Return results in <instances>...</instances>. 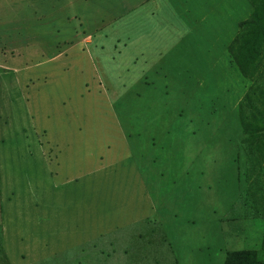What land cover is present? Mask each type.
<instances>
[{"label":"rangeland","instance_id":"1","mask_svg":"<svg viewBox=\"0 0 264 264\" xmlns=\"http://www.w3.org/2000/svg\"><path fill=\"white\" fill-rule=\"evenodd\" d=\"M253 10L0 0V264H264V159L240 124L259 83L230 53Z\"/></svg>","mask_w":264,"mask_h":264},{"label":"trees","instance_id":"2","mask_svg":"<svg viewBox=\"0 0 264 264\" xmlns=\"http://www.w3.org/2000/svg\"><path fill=\"white\" fill-rule=\"evenodd\" d=\"M254 10L251 17L242 23L241 31L235 41L231 43L230 53L235 60V64L241 71L242 75L254 78L259 83L258 86L251 91V94L245 96L240 103V111L242 119L240 124L244 133L248 136L245 144L253 145V152H258L264 159V65L262 60L264 56L255 46L258 44L260 48H264V0H251ZM252 101L260 104V110H252L249 103ZM248 109V113H246ZM245 114V115H244ZM249 141V142H248ZM255 159V157H253ZM258 159V158H257ZM152 230V228H151ZM119 232L110 233L108 236H101L95 240L94 245L108 242L112 244ZM151 234L145 242H142L139 253L142 258H146L153 246ZM165 237L162 235L159 246L165 244ZM141 250L145 253L141 254ZM260 252L248 250L229 251L226 254L223 264H261ZM6 264H10L7 260Z\"/></svg>","mask_w":264,"mask_h":264},{"label":"crops","instance_id":"3","mask_svg":"<svg viewBox=\"0 0 264 264\" xmlns=\"http://www.w3.org/2000/svg\"><path fill=\"white\" fill-rule=\"evenodd\" d=\"M42 1H44V0H42ZM9 261H10V259H9ZM35 262V261H34ZM10 263V262H9Z\"/></svg>","mask_w":264,"mask_h":264}]
</instances>
